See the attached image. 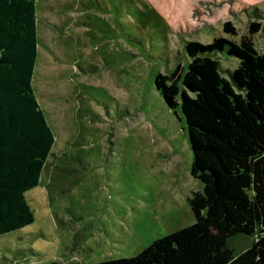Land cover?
I'll use <instances>...</instances> for the list:
<instances>
[{"label": "rangeland", "instance_id": "obj_1", "mask_svg": "<svg viewBox=\"0 0 264 264\" xmlns=\"http://www.w3.org/2000/svg\"><path fill=\"white\" fill-rule=\"evenodd\" d=\"M32 89L55 142L25 197L34 221L0 236V264H90L136 255L194 221L184 116L154 77L189 40L239 41L264 0H35ZM248 11V12H246ZM231 21L237 36L223 32ZM252 37L264 53V15ZM220 65L237 60L221 55ZM244 241L237 242L239 249Z\"/></svg>", "mask_w": 264, "mask_h": 264}, {"label": "trees", "instance_id": "obj_2", "mask_svg": "<svg viewBox=\"0 0 264 264\" xmlns=\"http://www.w3.org/2000/svg\"><path fill=\"white\" fill-rule=\"evenodd\" d=\"M248 14L238 42L189 40L186 64L154 77L165 105L184 116L190 174L201 184L188 198L194 221L134 256L90 264H264V53L252 40L264 14ZM222 30L238 34L229 20ZM221 55L237 60L227 75ZM36 57L35 0H0V236L34 221L25 193L55 142L32 89Z\"/></svg>", "mask_w": 264, "mask_h": 264}]
</instances>
